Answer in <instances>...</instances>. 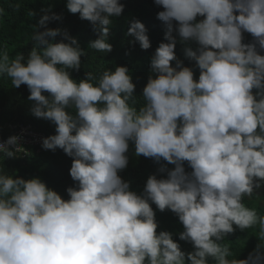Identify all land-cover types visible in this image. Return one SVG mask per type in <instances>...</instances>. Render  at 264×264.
I'll return each instance as SVG.
<instances>
[{"label":"clouds","instance_id":"9594fccd","mask_svg":"<svg viewBox=\"0 0 264 264\" xmlns=\"http://www.w3.org/2000/svg\"><path fill=\"white\" fill-rule=\"evenodd\" d=\"M154 3L163 8L157 19L167 42L150 58L154 76L139 109L129 104L136 103V85L126 66L98 78L92 72L79 81L71 77L85 50L67 30L47 27L62 19L50 7L33 25L27 58L0 51V76L14 88L26 85L31 114L55 125L54 135L21 126L0 140V153L14 158L24 151L19 131L30 130L28 143L72 158L75 182L65 200L38 177L0 174V264L264 261V215L245 205L264 190V0ZM66 8L97 32L89 48L112 51L110 26L124 11L120 0H66ZM136 18L127 19L126 36L147 50L152 41ZM177 35L191 43L175 48ZM130 142L137 157L160 165L142 179L144 189L133 191L118 174L128 165ZM152 204L173 212L179 228L160 229ZM254 227L256 249L236 258L222 241L236 228Z\"/></svg>","mask_w":264,"mask_h":264},{"label":"trees","instance_id":"16d2710c","mask_svg":"<svg viewBox=\"0 0 264 264\" xmlns=\"http://www.w3.org/2000/svg\"><path fill=\"white\" fill-rule=\"evenodd\" d=\"M120 2L124 4V11L120 17L113 18L110 26L109 43L112 44L113 49L110 53H104L88 47L91 41L97 39V32L89 21L81 20L78 13L72 14L67 10L66 0H0V51H7L10 59L15 58L17 54H23L27 58L34 46L31 39L34 31L33 25H37L41 16L45 14L42 9L50 7L51 12L60 15L62 19L50 20L47 27L67 30L68 34L76 38L80 47L85 50V55L81 57L80 70H70L71 77L79 81L85 78L86 72H92L98 78L99 74L106 69L114 70L116 66H126L136 85L134 91L136 103L132 105L129 101V104L139 109L145 103L143 88L149 76H154L150 69V58L159 43L167 42L164 39L165 26L157 19V13L163 8L155 5L154 0H120ZM31 12L35 15L32 16ZM130 17H137L136 20L145 25L149 40L152 41L149 49L136 48L135 42H132L134 38L126 36L129 28L127 19ZM200 19L203 18L197 17V21ZM37 30L43 31L44 29L38 28ZM61 39L62 36L58 35L55 41L59 42ZM176 40L175 48L191 43V41L182 43L178 35ZM192 70L194 79L198 80L196 68ZM96 82L93 81L94 84ZM44 94L47 95V93ZM29 95L30 92L26 85L14 88L10 79L0 76V140L16 134L21 126L26 125H30L36 133L55 134V125L31 114L32 102L28 100ZM67 110L75 114L74 108ZM23 148L24 151L16 152L14 158H5L3 153H0V174L11 175L13 178L21 177L25 180L38 177L63 199H69L66 189L75 186V182L69 175L72 158L67 156L62 149H57L55 152L41 151L40 145L35 143L23 144ZM134 152V144L130 142L126 153L129 160L128 165L118 173L124 181L130 183V190L143 188L142 179L156 174L160 167L152 158H146L143 155L137 157ZM166 165L169 169L175 167L172 164L166 163ZM126 169H128L127 172ZM164 175L166 174L162 176ZM245 205L255 208L259 215H264V190L245 200ZM151 207L155 212V219L159 221L160 229L173 232L179 228L181 223L173 212L170 210L161 212L154 204ZM167 211L169 213L165 214ZM257 231L256 227L244 231L236 228L234 233L229 234L222 243L228 244L236 258H247L259 243L255 235ZM261 264H264V261H261Z\"/></svg>","mask_w":264,"mask_h":264},{"label":"built area","instance_id":"2783aa9c","mask_svg":"<svg viewBox=\"0 0 264 264\" xmlns=\"http://www.w3.org/2000/svg\"><path fill=\"white\" fill-rule=\"evenodd\" d=\"M19 136L22 137L21 140H20L19 142H22V141L25 140V142L28 143V141H30V140H28L27 138H28V137H33L34 134H33V132H31L30 130H20V131H19ZM27 136H28V137H27ZM5 140H7V139H5ZM5 140H3L2 142H4Z\"/></svg>","mask_w":264,"mask_h":264}]
</instances>
